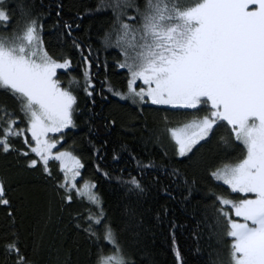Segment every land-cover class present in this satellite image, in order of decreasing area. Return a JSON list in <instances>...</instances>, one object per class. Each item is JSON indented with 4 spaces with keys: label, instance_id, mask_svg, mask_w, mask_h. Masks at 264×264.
I'll return each mask as SVG.
<instances>
[{
    "label": "snow or ice",
    "instance_id": "1",
    "mask_svg": "<svg viewBox=\"0 0 264 264\" xmlns=\"http://www.w3.org/2000/svg\"><path fill=\"white\" fill-rule=\"evenodd\" d=\"M114 8H134L136 15L125 20L118 14L114 31L102 38L106 48L119 50L123 59L117 66L128 74L126 92L111 85L108 91L133 104L166 105L190 115L182 126L168 130L180 157L191 159L197 145L203 147L219 129L226 130L220 137L225 155L209 172L210 179L222 182L218 186H227L229 196L239 197L212 196L217 226L222 225L218 235L227 242L226 264H264V0H144L142 8L133 0H116ZM43 27L30 10L14 21L7 0H0V28L10 32L0 35V91L16 106L0 103V152H15L27 161V169L42 168L54 181L50 164L58 162L63 179L55 188L62 203L71 205L80 197L91 206L77 216L82 223L75 226L97 248L94 264H136L121 245L96 184L80 183L81 159L60 150L65 130L76 127L77 90L89 98L96 91L92 50L85 55L82 44L73 39L84 66L83 84L71 76L65 87L60 76L74 71L73 61L49 51ZM65 27L70 36L72 26ZM17 141L23 147H17ZM150 167L144 165L141 172ZM118 180L129 193L145 191L142 178L129 175ZM6 197L5 181L0 179V205L14 223ZM0 251L13 264H34L11 229ZM175 254L184 264L180 251Z\"/></svg>",
    "mask_w": 264,
    "mask_h": 264
},
{
    "label": "trees",
    "instance_id": "2",
    "mask_svg": "<svg viewBox=\"0 0 264 264\" xmlns=\"http://www.w3.org/2000/svg\"><path fill=\"white\" fill-rule=\"evenodd\" d=\"M133 2L143 7L144 0ZM115 3L116 0H7L14 21L30 10L44 26L43 39L49 51L71 57L74 71L60 76L63 86L67 87L71 76L83 84L84 66L73 39L82 44L85 55L91 48L95 58L91 71L96 91L89 98L77 90L76 127L65 130L60 150L72 151L81 159L84 168L80 183L88 180L96 184L121 245L136 264H179L176 250L184 264H214L218 260L226 264L227 242L218 235L222 234V225L217 226L212 196L239 197L229 196L226 187L209 178V172L225 155L220 137L227 134L226 130L219 129L203 147L197 145L195 155L189 154L191 159L181 158L168 130L182 126L191 119L190 115L133 104L108 91L111 85L116 91L126 92L128 74L117 66L123 59L119 50L106 48L102 38L106 32L114 31L118 14L123 13L125 20L136 15L134 8L115 9ZM66 24L72 26L70 36ZM16 26L13 23L10 27ZM9 34L0 28V35ZM0 103L10 109L16 107L3 91ZM16 146L23 147L22 141H17ZM26 163L15 152H0V179L5 181L6 198L11 201L15 217L13 223L7 216L8 209L0 205V242L11 229L34 264H94L98 250L75 226L82 223L77 216L86 214L91 207L86 198L74 197L71 205L62 203L55 188V182L63 179L58 162L50 164L55 181L42 168L27 169ZM149 164L151 167L141 172ZM129 175L142 178V195L129 193L119 182L118 178L127 179ZM0 264L13 261L0 251Z\"/></svg>",
    "mask_w": 264,
    "mask_h": 264
},
{
    "label": "rangeland",
    "instance_id": "3",
    "mask_svg": "<svg viewBox=\"0 0 264 264\" xmlns=\"http://www.w3.org/2000/svg\"><path fill=\"white\" fill-rule=\"evenodd\" d=\"M148 105H151L150 103H148ZM152 106H156V107H162V108H167V109H169V106H166V105H152ZM30 135V134H29ZM180 157V156H179ZM181 158H183V157H181ZM215 181V180H214ZM215 182H217V183H219V184H221L222 185V182H218V181H215ZM224 187H226L227 188V186H224ZM240 195H243V194H240Z\"/></svg>",
    "mask_w": 264,
    "mask_h": 264
}]
</instances>
